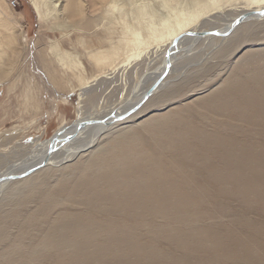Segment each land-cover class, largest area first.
Returning <instances> with one entry per match:
<instances>
[{
	"label": "rangeland",
	"instance_id": "obj_1",
	"mask_svg": "<svg viewBox=\"0 0 264 264\" xmlns=\"http://www.w3.org/2000/svg\"><path fill=\"white\" fill-rule=\"evenodd\" d=\"M67 1L82 15L42 27L29 0H0V170L146 84L168 9L183 20L211 4ZM251 2L222 0L209 23L264 7ZM90 147L1 187L0 264H264V19L177 55L164 86Z\"/></svg>",
	"mask_w": 264,
	"mask_h": 264
},
{
	"label": "bare ground",
	"instance_id": "obj_2",
	"mask_svg": "<svg viewBox=\"0 0 264 264\" xmlns=\"http://www.w3.org/2000/svg\"><path fill=\"white\" fill-rule=\"evenodd\" d=\"M29 1L31 3V6H33V8H34V11L36 14V20H38V24L40 26L42 25V27H43V25H46L48 22H50L51 19H53V17H56L57 15H60L61 17H64V16L67 17L68 14L71 16H76V15H82V13H83V10H82L81 5H80V1L74 2L75 7L73 9L70 8V5H68L69 1H67V0H29ZM228 1H232V0H228ZM251 1L253 3L254 2H256V3H258V2L263 3L264 2V0H251ZM221 2H222V0H211V4L208 7H203L202 9L191 13V15L189 17H185L183 20H178L177 17L174 16L173 12L168 9V13L166 14L167 19L164 20L163 24H162L163 31H157L158 34L155 33V35H154V40L156 41L157 48L160 47L159 43H161V42H164V44L168 45V47H169V44L173 38H175L179 35H182L184 32H186L188 30H194V31H196V30H203V31L209 30V31H212V29H218L220 31L225 32L226 30H228L231 27V24L233 23V21L237 20V18H239L243 14L246 15L247 18L245 20L241 21L240 24H242L244 22L257 21V20L264 19V17L258 18V16L256 15L257 12L263 10L264 7H260V8L254 7V9H250L249 7H247V8H240V10L232 11V12H230V11L219 12L220 15H226V18L225 19L223 18V22L220 23V25L218 24L215 26V24L209 23L210 22L209 15H210V13L212 14L213 12L217 13V11L220 10V7L222 6ZM0 23L6 27L9 26V23L7 21H5L2 17H0ZM206 23L208 26H204ZM240 24H238L235 27H233L232 29H230V31H229L230 33L227 34L226 36H212V37H205V38L198 40L197 43L195 44V47L198 45V43L200 41H207V40L212 39V38H219L221 40H225L226 37H228L232 32H234L238 27H240ZM39 28H41V27H39ZM136 37H137L138 45H140V43H142L141 39L139 38L140 34L136 33ZM191 40H192V38L190 36H183L179 40L178 48L182 49L183 47L187 46V44H190L189 42H191ZM139 48H141V49L134 51V52H132V54L128 55L126 60H129L130 58L140 57L143 54L144 49L141 46ZM54 49H56V51H58L57 47H55ZM193 49L188 50L189 52L184 51L181 53H177L174 55L175 57L174 56L171 57V59L173 60V63H172V66H171L169 72L167 73L166 76L163 77L164 79L161 81L160 84H158L156 86L155 91L146 100H141L142 95L144 94L145 91L148 90L149 87H151L154 84L156 79L164 71V66H165V60H164L165 55L164 54H165V51L167 49L164 50L163 52H161V54L159 56L160 57V63L158 66L155 67V69H154L155 71L150 72V77L147 76L148 74L146 75L148 77V82L146 84H143V81H140V82L138 81L137 84H135L136 86H134V88L132 90L133 93L131 95L129 94L126 98H123L122 100H120L116 104H113V106L107 107V108H101L99 110L94 109V110H91L89 112H85L83 114L79 112V114H77L76 118L78 120L79 119H85V118L86 119H89V118L99 119V118H103L105 116L110 115L113 112V110L115 111L116 115H119L120 113L127 111L128 108H131L134 105H137V103H139V108H141L144 105V103L150 97H152L154 94H156V92H158L164 86V84L167 81V78L170 76V73L173 71L177 55L181 54L183 56L186 53H192ZM3 54H4V52L0 49V58L3 56ZM59 59L64 60V57L60 56ZM2 77H4V74L0 73V79ZM84 86L85 87L83 88V91L88 86V83H86ZM134 113H132V114H134ZM132 114L128 115V117L131 116ZM128 117H126V119H128ZM126 119H124V120H126ZM124 120H121V121H124ZM121 121H117V122H121ZM117 122H114V123H117ZM114 123L110 124V125H106V126L101 125V124L85 126V128L79 130L76 133L77 135L73 139H71V141H69V142H64L62 140V138L72 132V130L75 127V124L72 123L69 125H67V124L61 125L62 127L60 126L58 129H56V131L57 130L60 131L63 128H65L62 130V132H60V140L57 142V146L59 147V150L57 149V151L52 154V156L48 159V162L46 163L47 165L45 167L55 166V165H57V163H60L63 160L67 161V159L71 158L74 154H77L80 151L84 152V150H86L87 147L92 146V144L95 143L98 140V138L101 135H103V133L105 131H107L111 126H113ZM56 131L54 133H56ZM49 143H50V137L47 139H44L42 141H36L35 142V140H34V143H32L31 147L29 148L28 154L25 157H23V158L20 157V159L14 160V162L6 165L4 169L0 170V176L3 174H6L8 172H14V171H20V170L26 169L29 166L35 165L36 163H38L43 158V156L45 155V153L47 151L46 149H47ZM26 177L27 176H25L23 178H26ZM23 178H21V179H23ZM16 180H18V179H16ZM3 185L4 184H2V185L0 184V192H1V187Z\"/></svg>",
	"mask_w": 264,
	"mask_h": 264
},
{
	"label": "water",
	"instance_id": "obj_3",
	"mask_svg": "<svg viewBox=\"0 0 264 264\" xmlns=\"http://www.w3.org/2000/svg\"><path fill=\"white\" fill-rule=\"evenodd\" d=\"M258 18H262L264 17V9L261 11H258L257 14ZM247 18L246 15H241L239 18H237V20L233 21V23L231 24V27L226 30L225 32L220 31L218 29H212V31L209 30H188L186 32H184L182 35H179L175 38L172 39V41L169 44V47L167 48V50L165 51V56H164V60H165V66H164V71L161 73V75L156 79V81L154 82V84L148 88L147 91L144 92V94L142 95V99L141 100H146L150 95H152V93L155 91V88L158 84L161 83V81L164 79L163 77L167 75V73L169 72L173 60L171 59V57H173L175 54L177 53H181L184 51H188L191 50L195 47V44L197 43L198 40L205 38V37H212V36H226L227 34H229L230 29H232L233 27H235L236 25L240 24L241 21L245 20ZM183 36H190L192 38L191 42H189L190 44H187V46L181 48H178V43L180 38H182ZM175 57V56H174ZM139 108V103H137V105H134L131 108H128L127 111L120 113L119 115L115 114V111L113 110V112L108 115L105 116L103 118H99V119H73L74 122L73 124H75L74 129L72 130V132L68 135H66L65 137L62 138V140L64 142H69L71 141V139H73L77 134V132L81 129H84L85 126L88 125H110L113 124L114 122L117 121H121L126 119V117H128V115L134 113L137 109ZM65 129V128H63ZM62 129V130H63ZM62 130L60 131H56V133H52L51 137H50V143L47 147V151L45 153V155L43 156V158L36 163L35 165H31L26 169L20 170V171H14V172H8L6 174H3L0 176V184H8L11 182H14L16 179H21L25 176H28L30 173L35 172L36 170H39L41 168H43L44 166H46L48 159L52 156V154L54 152L57 151V149L59 150V147L57 146V142L60 140V132H62Z\"/></svg>",
	"mask_w": 264,
	"mask_h": 264
},
{
	"label": "built area",
	"instance_id": "obj_4",
	"mask_svg": "<svg viewBox=\"0 0 264 264\" xmlns=\"http://www.w3.org/2000/svg\"><path fill=\"white\" fill-rule=\"evenodd\" d=\"M12 3H13V4L17 3V0H12Z\"/></svg>",
	"mask_w": 264,
	"mask_h": 264
}]
</instances>
